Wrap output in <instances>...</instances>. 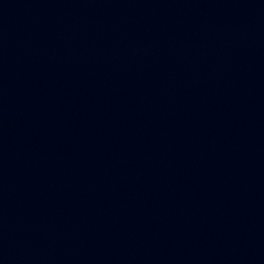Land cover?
Instances as JSON below:
<instances>
[{"label": "water", "instance_id": "obj_1", "mask_svg": "<svg viewBox=\"0 0 264 264\" xmlns=\"http://www.w3.org/2000/svg\"><path fill=\"white\" fill-rule=\"evenodd\" d=\"M0 264H264V0H0Z\"/></svg>", "mask_w": 264, "mask_h": 264}]
</instances>
